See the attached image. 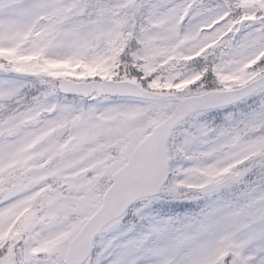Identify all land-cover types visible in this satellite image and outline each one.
Masks as SVG:
<instances>
[{"label": "snow or ice", "instance_id": "6c2138e0", "mask_svg": "<svg viewBox=\"0 0 264 264\" xmlns=\"http://www.w3.org/2000/svg\"><path fill=\"white\" fill-rule=\"evenodd\" d=\"M0 264H264V0H0Z\"/></svg>", "mask_w": 264, "mask_h": 264}, {"label": "rangeland", "instance_id": "374dc122", "mask_svg": "<svg viewBox=\"0 0 264 264\" xmlns=\"http://www.w3.org/2000/svg\"><path fill=\"white\" fill-rule=\"evenodd\" d=\"M214 115H215V113H211V114H209L210 119H211V117L214 116ZM165 206H166V205H165ZM165 206H163V207H165Z\"/></svg>", "mask_w": 264, "mask_h": 264}]
</instances>
